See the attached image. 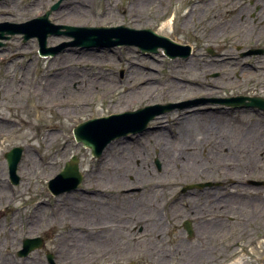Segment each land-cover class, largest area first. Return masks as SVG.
<instances>
[{"label": "rangeland", "instance_id": "rangeland-1", "mask_svg": "<svg viewBox=\"0 0 264 264\" xmlns=\"http://www.w3.org/2000/svg\"><path fill=\"white\" fill-rule=\"evenodd\" d=\"M66 2L0 0V23L26 22L59 3L48 15L54 25L151 28L192 45L194 51L188 58H169L162 49L109 46L106 34H100V46L66 45L45 56L39 53L37 36L25 39L24 33L5 32L0 37V117L11 121H0V264H51L49 253L55 264H264V111L209 101L160 113L163 128H157L160 122L155 117L144 132L110 142H122L123 156L134 158L121 177L101 172L106 148L94 156L74 136V128L89 118L146 105L235 95L264 97V0H87V13L76 20L56 15ZM60 30L48 34L50 48L74 40L65 27ZM72 47L100 49L98 56L108 63L104 73L120 85L152 76L155 93L122 109L113 107L112 95H95L91 106L74 115L57 111L66 108L59 105L37 110L38 100L48 97L40 82L57 69L54 56ZM251 51L255 54L245 55ZM131 58L136 59L134 65L128 62ZM76 67L71 64L70 71L85 76V69ZM67 92L59 101L67 100ZM42 101L50 109L56 100ZM208 115L211 123L204 126ZM58 124L59 137L50 142L42 135L43 127L47 125L49 132ZM38 133L35 148L30 138ZM160 133L165 145L156 144ZM16 146L24 148L18 184L10 179L5 157ZM74 155L83 173L80 187L53 195L48 181ZM30 159L35 165H29ZM139 165L146 168L144 175ZM200 182L210 184L196 187ZM98 203L105 213L98 211ZM188 218L191 235L184 225ZM211 221L214 232L208 234L210 230H202L198 223L211 227ZM100 232L106 238L98 240ZM27 237H41L44 243L20 256L18 250ZM74 242L81 253L113 250L109 259L88 254L76 259V249L71 253L67 246Z\"/></svg>", "mask_w": 264, "mask_h": 264}, {"label": "water", "instance_id": "water-1", "mask_svg": "<svg viewBox=\"0 0 264 264\" xmlns=\"http://www.w3.org/2000/svg\"><path fill=\"white\" fill-rule=\"evenodd\" d=\"M59 3L54 5L45 15L37 17L30 22L23 24H0V37H4V32L15 33L24 32L25 39L37 36L41 46L42 54H54L66 45H81L92 47L97 44L99 35L106 34L105 38L110 40L109 46L121 44L138 45L144 51L158 52L159 48H164L169 57H188L191 54V46L183 45L168 36L158 34L153 29H134L124 25L108 27H79V26H60L54 25L48 18L50 11L56 9ZM65 27L68 35L75 37L71 42L63 43L55 48L47 47L48 34L61 33L60 28ZM112 36H116L115 41ZM247 99L249 101H247ZM220 102L233 107H260L264 109L263 97H226L221 99H195L180 103L156 104L139 108L135 111L116 113L110 116L93 118L80 123L74 128V134L78 141L91 148L93 155L101 156L105 147L115 138L128 136L130 133H140L147 129L148 123L160 113H164L174 108H187L207 102ZM23 148L14 147L6 153L10 174L14 183H19L17 175L18 163L22 158ZM83 181V174L79 170L78 157L74 156L71 161L66 163L65 168L56 177L49 181V189L53 194L58 195L65 191L76 190ZM192 233L191 228L187 225ZM41 238H28L24 240V248L19 251L20 255H27L35 248L42 246ZM51 259V256H50Z\"/></svg>", "mask_w": 264, "mask_h": 264}, {"label": "bare ground", "instance_id": "bare-ground-1", "mask_svg": "<svg viewBox=\"0 0 264 264\" xmlns=\"http://www.w3.org/2000/svg\"><path fill=\"white\" fill-rule=\"evenodd\" d=\"M87 0H67L66 4L64 5V10L57 11L58 17L65 18L66 20H76L78 16L84 15V13H87V9L85 10ZM147 0H145L146 2ZM1 11V10H0ZM65 11H70L69 13L65 14ZM2 12V11H1ZM4 12V11H3ZM7 15L15 16L14 13L8 12ZM70 16V17H69ZM100 49H94V48H88V50H81L78 48H70L69 50H66L62 55L60 56H54L56 58V65L57 69L51 73L46 78L42 79L40 84L43 83L44 88H41L44 92V96L48 95L47 98L51 97L54 100V103L50 106V109L47 106H44L43 101L47 98H43L42 100H38L40 103L35 104V108L37 110H43L48 111L52 110L53 107L55 108L56 105L59 106H66V108L59 109L57 111H60L64 113L66 111L69 115H74L77 110L80 108H84L86 106H91L93 103L94 96L98 95L101 98H104L106 96H111V103L113 107L115 108H123L125 107V104H130L132 101H136L135 99H140V97H152V95L155 93V90L153 91V87H155L156 81L153 80L151 77L144 81V82H138L137 80H132L131 82H124L122 85H120L116 81H112L109 78V75L107 73H104L106 69L103 67L106 66L107 60H103L102 53L100 52ZM47 56V55H45ZM44 56V57H45ZM6 57H2L1 59H5ZM106 58V57H104ZM136 60L135 58H131L130 65H134L136 62L133 61ZM75 64L77 67L80 68L81 71L85 69L84 75L87 76H80L79 73L76 71H70V65ZM80 66V67H79ZM151 70V69H150ZM90 73V74H89ZM88 74V75H87ZM130 74H134L133 72ZM81 79L80 83L73 86V88H70L73 83H75L78 79ZM26 80V79H25ZM68 90L67 94V100L66 101H59L62 100V98L65 97L64 92L65 90ZM43 96V94H42ZM58 101V102H57ZM44 106V107H43ZM121 106V107H120ZM157 121H159L157 128H163L164 124L162 122V116H159L156 118ZM208 119H206V123H204V126L210 124L211 122H208ZM0 121L2 122H11L8 121L7 118L0 117ZM61 125V124H60ZM60 125H52V129H50L49 132L47 129V125L43 127L44 130V137L47 136L49 138L50 142H53L54 140L58 139V134L56 133L61 128ZM156 130V129H155ZM51 132V133H50ZM50 133V134H49ZM39 134H35L31 136V140L33 141V145L35 148H38V141H39ZM0 137H2L0 135ZM156 144H164V139L161 137V133L156 135ZM31 141V142H32ZM122 142H119V144H114L113 142L109 144L104 152L102 164L100 166L102 173H109L114 175L115 177H121L124 175V173L127 172L126 169L131 167L130 165L133 162V159L131 156L128 158V156H123L124 153V147H121L120 145ZM163 151L166 150L165 147H162ZM183 157V155H182ZM30 163H32V159L29 160ZM29 165H35L36 161L33 159V163ZM139 173L140 175H144V172L146 168L139 165ZM100 172V175H101ZM125 181H127L125 179ZM160 184V183H158ZM157 184V185H158ZM156 185L157 188H159ZM166 186L165 184H161ZM211 190V189H210ZM209 190V191H210ZM99 191V190H97ZM95 200H98L97 197L94 198ZM101 203H98V211L100 213H105L106 208L102 207L103 205H100ZM105 223H97V225H103ZM199 226L202 228V230H210L208 234H212L214 231L215 224H211L210 227L207 224H200ZM210 228V229H209ZM99 233V232H97ZM102 236H99L98 240H101L103 238H106L104 235V232H100ZM95 234V233H93ZM92 234V235H93ZM115 236L109 235V237ZM76 238V236H75ZM108 240V239H107ZM74 244L68 243V252L74 253L76 249V253L74 254L76 259L82 258V254H88V257L94 258V259H109L110 253L113 250V248L108 247L103 251L96 252L94 249L87 250L84 253H81V247H77ZM81 246V245H80ZM86 256V255H85ZM163 263L162 261H160ZM71 263H74L73 261ZM77 263V261H76Z\"/></svg>", "mask_w": 264, "mask_h": 264}]
</instances>
